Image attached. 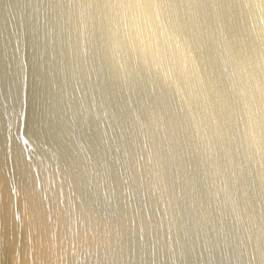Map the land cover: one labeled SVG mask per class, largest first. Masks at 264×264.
I'll list each match as a JSON object with an SVG mask.
<instances>
[{
    "label": "water",
    "instance_id": "obj_1",
    "mask_svg": "<svg viewBox=\"0 0 264 264\" xmlns=\"http://www.w3.org/2000/svg\"><path fill=\"white\" fill-rule=\"evenodd\" d=\"M0 264H264V0H0Z\"/></svg>",
    "mask_w": 264,
    "mask_h": 264
}]
</instances>
